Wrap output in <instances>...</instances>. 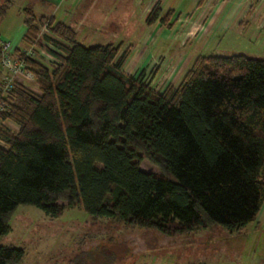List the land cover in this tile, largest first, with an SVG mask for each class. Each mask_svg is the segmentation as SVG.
<instances>
[{
	"label": "trees",
	"instance_id": "obj_1",
	"mask_svg": "<svg viewBox=\"0 0 264 264\" xmlns=\"http://www.w3.org/2000/svg\"><path fill=\"white\" fill-rule=\"evenodd\" d=\"M8 10L0 4V20ZM31 12L23 44L43 48L45 25L62 43L45 38L52 68L28 62L40 94L16 84L0 113L15 128L0 124V237L17 207L57 218L61 201L170 237L212 226L236 233L256 219L264 202V60L198 56L177 87L156 92L142 75L121 71L122 44L83 47L71 27ZM158 16L154 9L147 22ZM144 161L163 175L142 172ZM23 257L0 246V264Z\"/></svg>",
	"mask_w": 264,
	"mask_h": 264
},
{
	"label": "rangeland",
	"instance_id": "obj_2",
	"mask_svg": "<svg viewBox=\"0 0 264 264\" xmlns=\"http://www.w3.org/2000/svg\"><path fill=\"white\" fill-rule=\"evenodd\" d=\"M49 1L54 4L55 0ZM148 1L77 0L73 6L76 8L77 16L69 20L77 34L76 42L86 48L115 46L118 41L139 46L141 38L145 36L144 31L142 34L139 33L145 29L142 8L148 4ZM1 3L9 7L6 15L0 20L1 39L8 40L17 31L14 37L18 42L20 40L23 47L26 46L23 44L26 32L23 26L24 11L28 8H33L35 12L41 14L49 9L54 11V7L49 6L44 0H0ZM241 21L244 25L239 28L229 27L218 34L212 33L206 37L174 35L173 39L183 38L187 41L181 45L175 42L173 48L167 46L170 48L165 54L163 53V56L227 57L240 54L264 60V30L253 24L254 20H250L249 15L244 16ZM39 36L40 41L44 43L46 41L50 48L53 46L46 39L62 43L50 32L43 31L41 34L40 30ZM33 46L36 49L40 48L35 44ZM44 47L46 50L47 47L45 45ZM37 60L49 68L55 63L53 57H37ZM161 62L157 61L146 75L141 73L143 82L149 87H162L166 82H170L165 79L163 81L160 76L155 77L157 67H162ZM185 68L186 64L181 71L184 72ZM165 69L166 73L163 72ZM169 69L170 66L166 64L162 67L161 74L162 72L164 75L168 74ZM177 83L178 81L174 85ZM30 87L35 88L33 85ZM7 127L15 131L12 125L7 124ZM140 170L163 175L158 165L148 161L142 162ZM60 204L64 206V210L57 218L46 215L36 207H17L8 217L9 231L0 237V246L22 249L24 257L21 264H239L241 262L233 259L235 254L230 248L231 245L223 244V239L228 233L220 227L212 226L207 230L170 237L157 231L124 224L117 219L94 218L86 214L81 206L68 208L67 202L64 201Z\"/></svg>",
	"mask_w": 264,
	"mask_h": 264
},
{
	"label": "crops",
	"instance_id": "obj_3",
	"mask_svg": "<svg viewBox=\"0 0 264 264\" xmlns=\"http://www.w3.org/2000/svg\"><path fill=\"white\" fill-rule=\"evenodd\" d=\"M44 2L53 6L54 11L49 9L41 14V12H35L33 8H28L34 17L53 18L55 22L64 23L72 28L69 20L77 16L76 8L73 7L77 0H55L54 4L49 0ZM154 9L158 10L159 16L155 22L148 23L147 20ZM142 13L145 29L139 33L142 34L144 31L145 36L141 38L140 45L135 47L133 44L127 45L124 41H118L115 46L122 44L120 53L128 51L121 71L129 77L136 78L141 73L146 75L159 60L163 61L162 67L166 64L170 66L167 70L168 74L165 75L163 72L166 73V69L161 74L162 67H157L155 77L160 76L163 81L165 79L171 83L166 82L162 87L156 88L150 86L154 91H162L168 85L177 87L193 61L199 56H163V53L165 54L170 48L167 46L173 48L175 42L181 45L187 41L183 38L173 39L174 35L183 37L195 35L197 38L199 35L206 37L212 33L218 34L229 27L236 29L243 26L241 19L248 15L250 20H254L253 24L258 25L260 30H264V1L261 0H203L201 3L199 0H149L148 4L142 8ZM162 19L165 21L160 22ZM43 31L48 32L41 28V34ZM16 32L9 39L14 45L17 44V47H21V43L14 37ZM45 44L47 48H50L46 41ZM184 64L186 68L183 72L181 70ZM177 81L178 83L174 85ZM262 179L264 182V174ZM226 243L234 250L233 259L241 260L239 264H264V202L256 219L238 232L228 233L223 239V244Z\"/></svg>",
	"mask_w": 264,
	"mask_h": 264
},
{
	"label": "built area",
	"instance_id": "obj_4",
	"mask_svg": "<svg viewBox=\"0 0 264 264\" xmlns=\"http://www.w3.org/2000/svg\"><path fill=\"white\" fill-rule=\"evenodd\" d=\"M42 28L47 30L46 25ZM43 44L46 46L44 42ZM16 45L11 40L0 42V113L8 109L11 103V92L16 84H23L29 91L40 94L34 75L27 70L28 62L40 63L37 57L52 58L44 47L36 49L34 46L23 47L21 45V48ZM30 85L35 88H31ZM0 124L7 125L8 123L0 122Z\"/></svg>",
	"mask_w": 264,
	"mask_h": 264
}]
</instances>
